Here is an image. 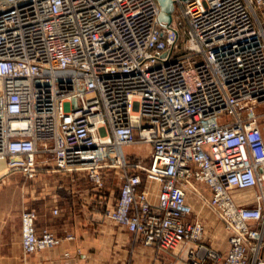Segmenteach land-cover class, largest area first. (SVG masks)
<instances>
[{
	"label": "built area",
	"instance_id": "2783aa9c",
	"mask_svg": "<svg viewBox=\"0 0 264 264\" xmlns=\"http://www.w3.org/2000/svg\"><path fill=\"white\" fill-rule=\"evenodd\" d=\"M174 3L185 50L182 20L164 25L158 0H0V160L30 179L84 171L101 197L103 169L118 168L119 194L97 210L137 240L185 245L181 264H264V0ZM247 189L252 206L233 194ZM191 194L231 231L226 253L203 242ZM36 218L22 213L26 253L74 239Z\"/></svg>",
	"mask_w": 264,
	"mask_h": 264
},
{
	"label": "crops",
	"instance_id": "0c3cea01",
	"mask_svg": "<svg viewBox=\"0 0 264 264\" xmlns=\"http://www.w3.org/2000/svg\"><path fill=\"white\" fill-rule=\"evenodd\" d=\"M257 12L263 21L261 11ZM5 169L0 160V264H181L185 245L176 248L146 245L125 226L99 212V203H107L117 195L107 188L106 196L101 197L84 179V171L45 167L39 169L36 178L30 179L21 172ZM197 186L210 195L207 186L201 183ZM141 189L148 191L151 201H157L160 184L155 176L144 174ZM254 195L255 189H247L235 193L234 197L239 204L252 206ZM195 197L199 196L191 194L189 197L192 205ZM197 203L199 211L196 213L194 208L193 211L204 222L203 242L226 253L231 231L220 217L200 215L202 210L212 207L204 206L201 200ZM25 209L36 211L38 232L47 229L58 237L70 234L74 239H64L55 247L26 253L21 234ZM248 256L247 264H253V254ZM259 257H264V246Z\"/></svg>",
	"mask_w": 264,
	"mask_h": 264
},
{
	"label": "rangeland",
	"instance_id": "374dc122",
	"mask_svg": "<svg viewBox=\"0 0 264 264\" xmlns=\"http://www.w3.org/2000/svg\"><path fill=\"white\" fill-rule=\"evenodd\" d=\"M175 17H176L177 21H179L180 19L182 20V23L179 25V28L181 31L180 48H181V50H185L186 45H187V28H188V26H187L186 20L180 16V13L178 11H176ZM87 151H88L87 153H89V154H95L96 153V151L94 149H89ZM137 151H139V150H137ZM139 152H141L142 154L145 153V151H139ZM89 158L90 157H87V159H89ZM97 162L98 163H106V162L111 163V160H110L109 156H104V157L97 156ZM103 171L105 172V179H104L105 180V189H106L105 191L107 192L108 191L107 188H109L110 190H114L116 195L118 196L120 188H121V184H122V179H121L122 171L118 168H113V167H106L103 169ZM84 179L86 180L87 178L84 177ZM87 181L90 183L89 184L90 187L94 188L93 183L88 179H87ZM237 192H239V190L234 191L233 194H235ZM198 200H201V199H199V197H195L193 199V205H192L194 210L196 211V213L199 211L197 208ZM202 204L205 206L203 201H202ZM205 209L206 210H202L200 212V215H202L203 217H220V215L217 213V211L214 210L213 208L208 207ZM196 216L199 217L198 215H196ZM202 216H200V217H202Z\"/></svg>",
	"mask_w": 264,
	"mask_h": 264
},
{
	"label": "water",
	"instance_id": "95a60500",
	"mask_svg": "<svg viewBox=\"0 0 264 264\" xmlns=\"http://www.w3.org/2000/svg\"><path fill=\"white\" fill-rule=\"evenodd\" d=\"M161 6L160 21L164 24H171L174 19L175 3L174 0H158Z\"/></svg>",
	"mask_w": 264,
	"mask_h": 264
},
{
	"label": "bare ground",
	"instance_id": "6f19581e",
	"mask_svg": "<svg viewBox=\"0 0 264 264\" xmlns=\"http://www.w3.org/2000/svg\"><path fill=\"white\" fill-rule=\"evenodd\" d=\"M87 152H88V151L85 152V156H86V157H92V156L94 155V154H89V153H87ZM4 171H6V169H5Z\"/></svg>",
	"mask_w": 264,
	"mask_h": 264
}]
</instances>
